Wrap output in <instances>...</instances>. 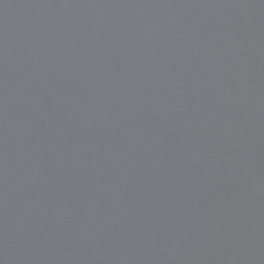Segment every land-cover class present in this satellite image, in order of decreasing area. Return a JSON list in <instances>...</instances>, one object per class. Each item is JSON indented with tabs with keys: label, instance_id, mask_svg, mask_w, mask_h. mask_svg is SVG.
I'll return each mask as SVG.
<instances>
[{
	"label": "water",
	"instance_id": "1",
	"mask_svg": "<svg viewBox=\"0 0 264 264\" xmlns=\"http://www.w3.org/2000/svg\"><path fill=\"white\" fill-rule=\"evenodd\" d=\"M0 264H264V0H0Z\"/></svg>",
	"mask_w": 264,
	"mask_h": 264
}]
</instances>
